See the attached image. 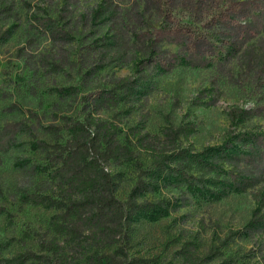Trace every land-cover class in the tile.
<instances>
[{
    "label": "rangeland",
    "instance_id": "rangeland-1",
    "mask_svg": "<svg viewBox=\"0 0 264 264\" xmlns=\"http://www.w3.org/2000/svg\"><path fill=\"white\" fill-rule=\"evenodd\" d=\"M3 3H11L13 9L0 15V131L7 123L23 126L15 146L0 148V264H8L20 252L39 249L40 237L23 240L27 226L39 230L43 240L55 236L51 223L60 208L28 198L35 192L61 198L58 165L36 147L38 140L51 141L46 126L63 125L64 115L83 117L84 95L108 86L115 77L133 74L136 61L144 56L142 39L136 41L135 36L163 21L149 14L147 0H0V7ZM114 13L132 36L122 59L104 62L93 44L116 41ZM178 18L188 19L183 13ZM159 45L170 53L180 50L168 41ZM246 46L254 51L259 72L263 70L257 76L240 65H235V79L212 66L180 63L171 70L158 68L134 101L99 112L103 120L117 125V141L130 147L129 155L104 163L121 200L128 197L141 167L151 161L140 134L191 153L221 146L234 131L264 138V117L233 121L229 114L232 109L264 105V28ZM81 58L90 70L79 64ZM189 124L194 128L191 134L166 136L170 129ZM146 197L167 202L159 216L136 218L130 251L152 264H184L186 242L202 256L215 233L242 231L257 209L264 211V181L244 189L222 171L192 184L168 177ZM90 237L87 227L80 239L59 236L64 250L50 257L51 264H92L95 246ZM206 264H264V236L241 232L221 256Z\"/></svg>",
    "mask_w": 264,
    "mask_h": 264
},
{
    "label": "trees",
    "instance_id": "trees-1",
    "mask_svg": "<svg viewBox=\"0 0 264 264\" xmlns=\"http://www.w3.org/2000/svg\"><path fill=\"white\" fill-rule=\"evenodd\" d=\"M147 1L151 3L149 14H156L163 24L135 36L136 41L142 39L144 56L136 61L134 73L115 77L108 86L88 92L81 103L83 117L64 115L61 117L63 125L50 123L46 126L45 130L52 136L50 142L37 141L36 147L58 165L56 177L61 198L40 192L28 198L36 204H57L61 211L51 223L55 236L43 240L39 230L27 226L23 240L40 237L39 249L20 252L8 264H51L50 257L64 250L59 236L80 239L86 227L95 246L90 257L92 264H152L151 259L130 251L131 232L138 216L161 214L167 201L148 200L146 195L159 190L165 178L192 184L203 182L204 176L212 172L222 171L244 189L264 181V138L257 133L234 131L231 139L221 146L206 147L195 153L189 149L172 150L168 144L149 141L148 134H140L138 138L147 143L151 161L141 167V174L126 200L117 196L114 177L104 163L109 159L118 160L131 151L127 144L117 141V125L103 120L99 116L101 110L134 101L158 68L171 70L180 63L212 66L220 75L231 79L239 74L235 65L253 76L263 72L257 68L259 62L254 51L246 45L264 28V0ZM12 9L11 3H3L0 15L2 11L11 13ZM181 13L188 19H179ZM117 17L116 13L111 15L116 41L99 40L93 44L102 51L104 62H117L128 50L132 35L128 37L127 28ZM161 41L175 43L180 50L170 53L160 47ZM80 60L79 64L88 69L83 58ZM229 114L233 121L264 117V105L232 109ZM22 128L21 122L5 124L0 131V148L8 150L15 146ZM193 130L189 124L170 129L166 136L175 139ZM241 232L264 236V211L257 209L242 231L231 230L225 235L215 233L214 243L202 256L186 242L182 249L184 264H206L218 258Z\"/></svg>",
    "mask_w": 264,
    "mask_h": 264
}]
</instances>
